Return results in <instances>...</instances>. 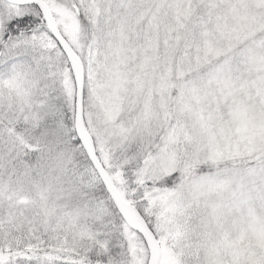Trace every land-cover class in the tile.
<instances>
[{"label":"snow or ice","instance_id":"1","mask_svg":"<svg viewBox=\"0 0 264 264\" xmlns=\"http://www.w3.org/2000/svg\"><path fill=\"white\" fill-rule=\"evenodd\" d=\"M130 3L0 0V264H264V119L141 52Z\"/></svg>","mask_w":264,"mask_h":264},{"label":"rangeland","instance_id":"2","mask_svg":"<svg viewBox=\"0 0 264 264\" xmlns=\"http://www.w3.org/2000/svg\"><path fill=\"white\" fill-rule=\"evenodd\" d=\"M120 14L136 47L201 83L213 111L264 119V0H131Z\"/></svg>","mask_w":264,"mask_h":264}]
</instances>
